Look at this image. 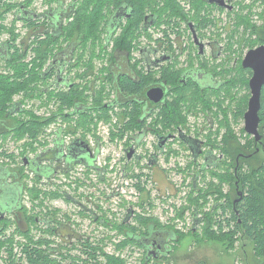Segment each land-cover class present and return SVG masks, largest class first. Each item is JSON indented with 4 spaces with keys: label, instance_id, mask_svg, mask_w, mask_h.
Returning <instances> with one entry per match:
<instances>
[{
    "label": "trees",
    "instance_id": "1",
    "mask_svg": "<svg viewBox=\"0 0 264 264\" xmlns=\"http://www.w3.org/2000/svg\"><path fill=\"white\" fill-rule=\"evenodd\" d=\"M80 1L81 0H76L74 3L75 6L73 7V12L71 14L73 18L64 27V32H67L70 36L72 35L71 32L75 31H87L92 34L95 33L96 29L98 28L99 32L100 26L102 25V20L107 18L109 12H115L120 6H129V8L132 10L131 16L126 18V21H121L122 17H118L119 19H116V24L119 23V28H121V31L114 38L115 48L111 52V62L113 66L118 64V67L120 62H117L119 59L123 60L127 64L129 58L131 60V51L136 45L134 40L139 36L138 33L142 30L143 21L148 12H153L154 14V16H151L149 20L155 18L157 21L159 16L158 22L167 23L171 27H178L181 21H187L189 18L177 0H161V2H165L163 5L167 6V10H165V12L170 10V12L162 14L163 17L161 19L160 14L158 15L156 12L157 6L160 3L158 0H82L81 4L85 7H93L95 5L93 8H91V10H83L77 7V4ZM27 2H29V0ZM97 3L98 5H96ZM14 6L17 7L15 4ZM14 6L8 5L7 9H9V12H11L10 10H12ZM20 6H22L21 3ZM5 11H0V18L7 14L4 13ZM15 13L19 15L23 14V11H16ZM32 17L33 16H31V19L29 20L26 19L27 23L33 25V27L38 30L40 27L37 25L38 20H34ZM197 19L199 18L197 17ZM262 19L263 23L258 25L247 15L238 16L237 23L245 24L248 27H245L246 32L250 33L251 35L254 34L257 37L256 39L251 38L247 41L242 39L240 42L241 44L244 41H246L248 44L252 42L251 46L264 43V14L262 15ZM41 25L46 26L48 25V22L46 23L44 21L41 23ZM109 28L111 31L116 30V28L113 26ZM49 34L56 38L55 33L50 32ZM11 35V40L3 42L5 46L4 48L7 49L8 53L5 57L10 71L9 74H0V133L7 134L13 131L9 123L11 122L10 120L14 115L11 114L10 111L14 106V102L12 103V100L15 94L22 93L24 97H28L31 100V98L41 99L45 93H48L49 96L47 95L45 99L42 98L43 100L40 102V105H47L50 101L56 104L58 107V109L54 111L51 116L40 117L33 110H30V119L23 121L17 119L18 122L15 126L17 136L21 137L26 132V134L29 133L32 140L24 144L23 150L21 152V155L23 156V160H21V167H5V169H13L17 171V179L21 180L22 178L29 175L25 173L27 168L24 158L29 157L30 151L34 152L36 155V153H38L41 148H44L49 144L48 141H45L43 137H40V135L43 136L45 133V127L50 122L54 121L58 117H63L64 122H67L69 119L78 120V125L75 127L68 125L64 127V123H62L61 126L58 125L57 130H55V139L56 142H58L60 140L59 137L61 132H64L63 135H76L80 132L81 135L85 137L87 133L96 130L98 119H109L110 115L108 108L109 106H107L108 103L105 102L106 85L104 80L101 81L99 88L96 89V94L93 95V106L87 107V105H85L84 108L77 110L76 112L70 111L72 108L78 107L81 101L84 104H87L90 95H85V90L83 91L79 89V86L77 85L72 86L65 92L61 91L59 93L56 91H47L45 88H41L38 83L40 81L45 82L47 74H45V72H39L37 68L39 67V64L37 63L35 64L34 68L30 67V63L25 61V57H27L28 52L24 50L25 47L23 48L21 45L17 44L18 35L16 34L15 29L11 30ZM96 39H98V33ZM93 53L95 56V50ZM51 55L52 52L45 53L44 49H38V55L35 60L37 61L38 58H41L42 62L40 64V68L44 66L45 62L51 58ZM22 59H24V63L21 62ZM89 65L91 67L94 66L93 64ZM106 70L109 72L111 71V69L106 67L101 68V72L103 74H105ZM134 70L137 73L139 79L133 81L132 79L124 80L121 78L123 80V84H121V86L126 89L129 94L135 93L139 95V98H145L146 90L153 81L154 76L151 72L146 73L142 69H137V65L134 66ZM120 71L121 69L119 68L117 71H115L113 67L111 79L114 80V76L117 73L119 75ZM231 72L232 70H225V74ZM84 75H86V73ZM53 76L54 74L51 72L49 77L52 78ZM163 77L168 79L169 83L175 86L177 89V96L174 98L175 100L173 102L171 101L162 107L160 119L158 120L156 111L154 112L151 107L146 108V106L143 105V102L138 101L136 98H131L127 104L119 105V107H123L125 109L115 112V114H117L120 119L124 121L130 115V121L125 124L126 126L124 125L125 127H120L116 124L115 126H117L119 130L117 132H113L112 137L118 136L123 138L128 131L133 130L134 134L141 132V138H139L141 141L142 138L148 133L157 135L158 133L163 134L169 131L177 132L178 127L184 125L188 126V115L193 111H195L196 114V109L199 108V106H202V103L204 108H208L210 111H213V106H216L217 109L214 111V115L218 116L221 112L224 114V119L219 120L218 128L216 130L209 128V130L204 133H201V131L195 128L194 131L196 130L197 134L194 136L192 135V137L201 140L203 147L219 151V160L216 162V165L207 166L206 169H202V167L208 164V162L204 160L202 163H200L199 158L196 159L194 156L189 165L187 164L188 169L193 168V166L197 168V171H194L193 174L194 179L196 178L197 180L203 176H206V170L210 171L212 174V179L209 181L206 187L200 185L198 180L196 182L195 180L193 181L192 190L187 196L188 204L177 210L178 217L181 218L188 209L191 210L193 215L197 214L201 216V221L198 226H201L202 233H198V227L196 230H194V220L191 227V232L193 233L197 243L200 244L203 242L217 241L218 243H222L227 251H234L237 248L238 242L241 243V248L244 249V247H242V241H246L247 244L249 243L252 247V255L254 257L255 264H264V155H261L262 152L264 153V86L261 95V121L259 126L260 132L263 135L262 141L257 143L252 135L247 134L243 130V133L248 137V141L246 144H241L228 120V113L230 111H236L235 119L239 121L240 119L244 118V114L248 109V101L251 95L249 86L250 78L247 75L246 69L242 67L239 73H236V75H232L230 77L224 76L222 87L223 93L217 96L216 93L218 92H214V95L217 96L218 99V102L215 103L211 102V99L208 102L202 100V96L197 91L194 93L191 92L192 94L188 95V91H190L192 87L191 85H187L185 87L180 85L179 78L181 77V74L174 76L173 73L166 72ZM241 88L248 91L243 96L240 95ZM227 99L230 100V104L226 108L222 105ZM233 105L235 106L232 110L231 107ZM65 109L68 111L66 112ZM25 112H27V109ZM104 114H108V117L103 116ZM159 125H162L161 131L164 132L159 130ZM24 126H27V128L20 131V129H22ZM188 132H190V134L192 132L190 126H188ZM199 136H202L203 139H200ZM28 147L30 149H28ZM167 152V160L170 158L172 153H177V151L172 149L170 146ZM1 154H3L4 157L11 159L15 163L18 162L14 153L7 154L6 152H3ZM150 158L151 156H149L148 162ZM4 164L5 163H1V169H3ZM200 164L202 167H198ZM220 164H223V167H221ZM125 165L126 164H124L123 167ZM38 167H40L41 171L42 168L39 161H37L32 168L37 172ZM128 175L132 178H141L142 174L133 173ZM33 176H35L34 184L30 185L24 180L22 183L23 187H25V190L21 192L20 188L18 190V195H23L25 191L27 197L29 196L30 202L34 205H40V203L48 202L49 198L46 197L49 196L48 191L41 189L40 187L42 176L39 174H33ZM225 185H229L230 189L225 191ZM138 186L139 190L143 189L142 185L139 184ZM231 191L234 192V197H232ZM239 191L242 192V196L239 194ZM138 192L142 196V191L140 190ZM210 195H217L218 199L208 210H206L205 207L209 201ZM66 198L69 199V195ZM151 198L152 195H149V205L154 207V205L151 204ZM202 200L203 202H201ZM138 204L140 207L144 208L143 202ZM25 207H27V205ZM25 207L22 206L20 209L23 210V214L25 215L23 217L27 225L39 224L37 223L38 218H47L50 221L52 220L54 223L53 229L54 233H56L58 227L61 229L65 224L63 221L64 217L63 219L57 217V213L52 219L48 217L52 210L51 212H47L45 215H43L41 211H39L40 213L37 214H34L33 211L29 213L28 209L33 208L31 205L29 208ZM129 208L127 210L130 211ZM166 212H168V210H166ZM95 214L97 215V213ZM134 214L132 215L134 216V219L129 218V220H127L128 215L131 217V212L127 211L125 217L121 220V223L111 222L107 219V217H99V219L97 217L96 220H102L105 224L109 225L110 228L120 231L119 233H125L126 241L123 244L134 243L145 249L144 253L146 255L144 263H148L153 260L154 264H158L160 260L155 261V259H151V255L148 259L149 253L143 245V234L149 235L153 232V230L154 232L166 231L175 237V241L180 240L183 236L179 231H176V229H167L166 225L163 226V223L155 218L148 222L141 213L140 215L134 211ZM67 218L70 217L68 216ZM136 219H138V224L132 223ZM0 224L1 236L2 234L6 233L9 225L7 221L2 218H0ZM56 224L59 226H56ZM16 226V230L21 232L19 225L17 224ZM47 231L51 232L52 230L50 227H48ZM27 236L29 235L27 234ZM109 238L112 239V237ZM5 239H7V237H5ZM30 239L31 242H25V245L22 247L19 253L18 251L15 252L11 247L12 242H9L11 241L10 239L7 240L8 242L2 241L0 243V247L6 245L7 243V255L2 257L5 264H100L99 258L101 254L99 253V250L103 251L105 244L104 239H101L96 245H94L95 243L91 244L88 239L86 241L89 242L84 241L86 243L83 247H81L78 254H72L70 251L64 253L58 252L59 255L63 256L62 263V260L58 259L57 257L51 259V253H47V250L44 249V246H50L54 240H48L44 235L43 237L39 238L37 242L33 240V237ZM44 243H46V245H44ZM110 259L109 264H125V261L122 259H116L114 257ZM165 259H167V256L162 257V260Z\"/></svg>",
    "mask_w": 264,
    "mask_h": 264
},
{
    "label": "rangeland",
    "instance_id": "2",
    "mask_svg": "<svg viewBox=\"0 0 264 264\" xmlns=\"http://www.w3.org/2000/svg\"><path fill=\"white\" fill-rule=\"evenodd\" d=\"M27 1L28 0H0V11L6 10L4 13H7L4 17L0 18L1 41L6 42L11 40V30L15 29V32L18 35L17 44L21 45L23 48L25 47L24 50L28 52L27 57H25V61L30 63V67L33 68L35 67L36 63L39 64V67H37L39 72L44 73L46 71V68L55 57V54L67 53L68 58H72V60L78 64L82 62L80 72H84L86 67L90 66L87 63L93 64L95 66V69L90 71L87 75H90L91 79L92 76L95 75H100L101 77L104 75L101 72V68L106 67L111 62V52L115 48L114 39L111 43L108 41L109 39L107 40V37H111V33L113 32V30L109 31L107 27V19L114 11L109 12L107 18L102 20V25L100 26L99 32L97 28L96 32L92 34L87 31H75L71 32V36L67 32H64L62 35V33L59 31V27L63 22V19L59 24L61 19L57 20L54 18L53 20L55 21L57 28H55L53 32L52 30L49 31L51 33H55L56 38H54L49 33H47L46 27L49 24L47 26H42L41 23L48 19V17L43 13L45 11L48 13L56 12L58 6L60 5L59 1ZM74 1L75 0H64L63 3L66 7H68L70 4H73ZM81 2L82 0L77 4V7L83 10H91V8L95 6L85 7L81 4ZM20 3L22 5H25L26 3L27 9L23 8L24 6H20ZM244 3L245 8H240L241 12L253 8V11L251 12L252 15L250 17L251 20L255 22L256 20H259L257 16H260L259 13L261 11L264 12V3L262 4L252 0H246ZM14 4L17 5V7H15ZM8 5L14 6V8L10 10L11 12H9V9H7ZM96 5H98V3ZM21 10H25L23 11V14L18 15L15 13L16 11ZM167 12L170 11H166L165 13ZM29 13L37 14V16L34 15L32 19L38 20L37 25L40 26L38 30L34 28L33 25L27 23V20L30 19ZM215 13L217 15L222 14V16H219L220 22H218L220 26L227 28L230 26L237 27V33L234 38L231 37L232 35L230 33L223 32V38L221 39V42L237 43L241 42L242 39L247 41L248 39L255 38L254 34L250 35L251 38L246 37L248 33L246 32L245 27H248L243 23H237L238 17L236 15H226V13H220L218 10ZM237 13H239V10H237L235 14ZM162 17L163 15L160 13V19ZM163 25V23L158 22L156 25L154 23L147 30H144V32H141L142 30L139 31V36L137 37L138 39L136 38V45L139 47L147 45L148 41H150L152 38H150V36H153L155 39L157 36L160 38L163 37L162 39L164 41L169 42V38L162 32L163 29L167 28V26ZM120 31L121 28H119L117 35L120 33ZM169 32H171L172 35L171 29ZM97 33L98 39H96ZM170 39L173 40V38ZM246 41L241 44V51L236 50L237 52H244V50L251 46L252 42L249 41L250 44H248ZM136 45L131 51V53H133V56L130 55L132 60L133 58H139V50L135 49ZM38 49H44L45 53L52 52L51 58L46 61L44 66L41 68V58H38L37 61L35 60L38 55ZM94 50L95 56L93 53ZM225 53L227 54V52ZM7 54L8 53L0 55V74H9L10 68L5 57ZM86 60L88 61L87 63L85 62ZM119 60L117 63H119ZM21 62L24 63V59H22ZM126 66L127 65H125V67ZM114 70H118L116 64ZM232 75H234V72L228 73L225 76L230 77ZM70 76H72L71 73ZM49 82H51V79ZM99 84L100 82H97V85ZM38 85L41 88L47 87L46 81H40ZM64 90L67 91L68 86H66ZM53 91L57 92V90ZM246 91L247 90L241 88L242 95L245 94ZM47 95L48 93H45L42 98L45 99ZM42 98H31L30 100L28 97H24L22 93L14 95L12 103L19 102L22 105L21 108L20 106L18 109L16 108L13 118L10 120L11 122L9 124L13 131L7 134L0 133V165L1 163H5L4 167L6 168L21 167V160H23L21 152L23 150L24 144L32 140L29 133L26 134V132L21 137L17 136V132L15 131V126L18 122L17 119L20 121L30 119V110H33L36 114H38V116L41 117L51 116L53 112L58 109L57 105L50 101L47 105H40V102L43 100ZM88 101H91V99L89 98ZM224 106L227 108L229 103L225 102ZM234 106L235 105L231 107L232 110L234 109ZM200 108L202 107L199 106V111L201 113ZM20 109L23 111H19ZM26 109L27 112H25ZM213 109V111H215L217 107L215 106ZM67 111L68 110H66V112ZM235 112L228 113V120L240 143L246 144L248 137L243 133V130L246 132L245 118H242L238 121L235 119ZM200 113L197 116L195 111H193L188 115V119L190 121L189 126L192 129L191 135L193 136L197 134L196 130L194 131L195 128L201 131V133L207 132L209 130V125L207 124L206 120H204L205 117ZM208 114L210 117L212 116L209 112ZM115 115L117 114L113 113V117H110L109 119H98L96 130L86 134L91 144L92 141L94 144H97L99 141L102 143L104 139L106 140L102 144L104 147L103 155L98 164L100 166L106 167L103 179H101L100 176H96V173L98 174V172L95 169L91 170L88 167H82V165H80L81 170L79 169L80 171L78 173H73L70 171L56 176L54 179L57 183L56 188H52V186L49 185L45 188L40 186L41 189L48 191L49 196H46L49 198L48 202L40 203V205H34L30 202L29 196L27 197L26 192L23 193L24 196L22 201L20 203L16 202L17 206H21L22 203L23 207L27 205L29 208L31 205L33 208L28 209L29 213L33 211L34 214H37L40 213L39 211H41V213L45 215L47 212H51L52 210L48 217L52 219L57 213V217H60L61 219L64 217V226H62L61 229L58 227L57 232L54 233V225L50 227L52 231L49 232L47 231L48 227H45L41 223L36 225H26L24 223L23 226L19 225L21 232H18L16 230L17 224L15 220L8 216L7 218H2L7 221L9 226L7 230L5 228L6 233L0 236V243L2 241L8 242L7 240L10 239L11 241L9 242H12L11 247L15 252L18 251L19 253V251L25 245V242H31L30 238L33 237V240L37 242L39 238L43 237L44 235L46 239L54 240V242L52 241L53 247L63 248L65 249L64 252L70 251L72 254H78L81 247H83L86 242L90 241L91 244L95 243L94 245H96L101 239H104V252L99 250V253L101 254L99 258L100 264H109V259L113 257L116 259H122L125 261V264H154L153 260L151 262L144 263L146 255L144 253L145 249L134 243L123 244L126 241L125 233H119L120 231L110 228V226L105 224L102 220H95L94 216L89 211H83L82 206L77 203H72L69 199H67L64 195V192H67L71 197H74L76 200L80 201L82 205H86L88 209L94 210L98 215V219L99 217H107V219L111 222L121 223V220L125 217L128 211L127 209L132 207L134 208L135 212L139 214L141 213L148 222L155 218L163 223V226L166 225L167 229L173 228L176 229V231H179L183 237H181L180 240L175 241V237L173 235L169 236L167 239L166 249L163 251V254H165L167 249L170 250V252L164 256H167V259L159 261L158 264H255V260L252 255V247L249 243L247 244L246 241H242V247H244V249L241 248V243L238 242L237 248L234 251H227L225 246L222 243H218L217 241L203 242L199 244L195 241V237L191 232V225L193 224L194 217L192 212L189 211L187 214L183 215L181 219L178 217V215L176 216V211L180 206L185 204L187 196L192 190V183L195 180L193 174L194 171H197V168L194 166L191 169L187 168L190 161L193 160V156H191L189 150H187L189 149V146L177 138L174 140V142H170L168 144L170 147H172V149L177 151V153H172L168 160L167 155L164 157L163 154L158 152L159 161L156 163L153 162L151 165L148 164L149 156L143 159V156L138 158L134 155L133 158L137 159L132 161L128 159L127 163L124 152L125 148H127V145H125L126 142L118 136L112 137L110 140L108 132H105V127H107L108 124L110 127L109 133L111 132L112 118H115ZM223 115L224 114L221 112L220 116L222 118L224 117ZM103 116L108 117V114H104ZM62 123H64L65 126L68 125L75 127L78 125V120L69 119L67 122H64L63 117H58L45 127V133L43 136L40 135V137H43V139L45 141L47 140L49 145H51L53 143V139L56 137L55 130H57L58 124L60 125ZM25 128H27V126H24L22 129H20V131L24 130ZM76 135H80V132ZM71 137L73 136H68V140ZM156 138V135L148 133L141 140H144L143 144L140 142V140H138L139 145L135 144V146L138 147V152L140 153L145 150L149 151L150 153L156 152ZM199 138L203 139L202 136H199ZM28 149L30 148L28 147ZM215 151L218 153L217 150ZM3 152H6L7 154L14 153L18 162L15 163L11 159L4 157L3 154H1ZM29 154L30 157H35V153L32 151H30ZM206 154V152L201 154L199 157L200 163L205 160ZM261 155L263 156L264 153L262 152ZM124 164L126 165L123 167ZM220 166L223 167V164H220ZM198 167H202V165L200 164ZM25 173L29 175L22 178L21 180H25V182L28 184L33 185L35 181L33 174L29 173V170H25ZM133 173L142 174L141 178H128V174ZM205 174H207V177L203 176L202 178L197 179L199 184L204 187H206L209 181L212 179V174L209 170H206ZM139 184L143 187V189H140L142 191V196L140 193H138V191H140L138 186ZM224 188L225 191L230 189L229 185H225ZM116 190L119 191V195H117ZM231 194L232 197L235 196L233 191H231ZM149 195H152L151 204L154 205V207L149 205ZM217 199V195H210L205 209L208 210ZM140 202H143L144 208L139 206L138 203ZM201 202H203V200ZM166 210H168V212H166ZM173 213H175V216H172ZM23 216L25 215L23 214ZM68 216L70 218H67ZM182 220L186 223H184ZM132 223L138 224V219L134 220ZM56 226L59 225L56 224ZM198 231V233H202L201 226H198ZM27 234L29 236H27ZM5 237H7V239H5ZM109 237H112V239ZM88 239L89 241H86ZM44 245H46V243H44ZM0 250V264H5L2 257L7 255V243L6 245L0 247ZM199 261L202 262L199 263Z\"/></svg>",
    "mask_w": 264,
    "mask_h": 264
},
{
    "label": "flooded vegetation",
    "instance_id": "3",
    "mask_svg": "<svg viewBox=\"0 0 264 264\" xmlns=\"http://www.w3.org/2000/svg\"><path fill=\"white\" fill-rule=\"evenodd\" d=\"M58 1L60 5L58 6V8L56 7L57 8L56 12L48 13L45 11L43 14L47 16L48 19L50 20V21L48 19L45 20L49 24L48 26L46 25L47 33H50L49 32L50 30H52L53 32V30L57 28L55 21L53 20L54 18H56L57 20L61 19L59 24L63 19V22L59 27L60 29L59 31L63 35L65 30L64 27L72 20L71 18H73L71 14L73 12V7L75 6L74 3L76 2V0L73 2V4H70L68 7H66L65 4L63 3L64 0H58ZM158 1L160 3L157 6L156 12L158 15L160 13L164 14L165 10H167V6L163 5L165 2L163 3L161 2V0ZM177 1L179 2L184 12L189 16L187 21H181L178 27L176 26L171 27L167 23H163L165 26H167V28L163 29L162 32L169 38V42L164 41L162 39L163 37L160 38L157 36L156 38L157 40H156L153 36H151L152 38L150 37L151 40L148 41L147 45L140 47L136 45L135 49L139 50V58L136 59L133 58V60L132 59L130 60L129 58L128 64L125 63L123 60H119L120 62L119 67L118 64H116V67L121 69V71L119 75L117 73L114 76V80L111 79L113 73V67H115V65L114 66L112 65V62H110L106 66V68L111 69L110 72L106 70L105 74L102 77L100 75H95L92 76L91 79L90 75L89 76L87 75L89 74L90 71L95 69V66L93 67L87 66L84 72H80L82 67L81 64L82 62L78 64L77 62L72 60V58H68L67 53L65 54L59 53L55 55L52 62L46 68L45 74H47V77L45 81L47 87L45 89L47 91L57 90V92L59 93L61 91L65 92L66 90H64V88H66V86H68V90H69V88H71L72 86L77 85L79 86V89L83 91L85 90V95H90L91 101H88L87 104H84L81 101L78 107L72 108L70 110L76 112L77 110L84 108L85 105H87V107L93 106V95L96 94V89L99 88L97 82H100L101 84V81L104 80L106 85V89H105L106 103H108L107 106H109L108 108H109L110 117H113V113L115 114L116 111H122L123 109H125L123 107H119L120 104L125 105L129 102L131 98H136L138 99V101L143 102V105L146 106V108L151 107V109L154 110V112L156 111L159 120L162 107L171 101L173 102L175 100L174 98L177 96V89L175 88V86L170 84L168 79H165L163 77L166 72L173 73L174 76L176 75L178 76L179 74H181V77L179 78L180 85L183 87L187 85H191L192 87L191 90L188 91V95L192 94L191 92L194 93L195 91H197L202 96V100L208 102L211 99V102L213 103L218 102L217 96L223 93L222 87H223L224 76L226 75L225 74L226 69L232 70V72H234V75H236V73H239L240 69L243 67L244 69L247 70V75L251 79V77L254 74V70L252 68H246L243 66L244 58L250 49L256 48L264 43L257 44L255 46H250L246 50H244V52H240L241 51L240 42L237 43L221 42V39L223 38V32L230 33L232 35L231 37L234 38L237 33L236 31L237 27L230 26L227 28L224 26H220L218 23L220 22L219 16H222V14L217 15L215 13L218 10V12L223 14L226 13V15L232 14L234 16L236 15L237 17L239 15H243V16L247 15L251 17L252 15L251 12L253 11V8H250L249 10H246L244 12H241L240 10V8H245L244 2H246V0H177ZM252 1H257L258 3H262V4L264 3L263 0H252ZM22 6H24L25 9H27L25 5ZM237 10H239V13L235 14ZM131 14H132V10L129 8V6H120L113 14L109 16V19L107 20V27L109 31H111L109 27L113 26L114 28H116V30H114L111 33V37L109 36L107 37V40L109 39L108 41H110V43L112 42V40L119 31V23L116 24V19H119L118 17H122V20L121 19L120 20L126 21V18H129ZM263 14L264 12L261 11L259 13L260 16H257L259 20H256V22L254 21L258 25H261L263 23V19H262ZM34 15L37 16V14L35 13H29V18L31 19V16ZM151 16H154L153 12L148 13L146 15L143 21L142 32H144V30H147L154 23L156 25V23L158 22L159 16L157 22L155 18L149 20ZM197 17L199 19H197ZM170 29L172 31V35L171 32H169ZM250 35L251 34L248 33L246 37H250ZM170 38H173V40H171ZM256 38L257 37L255 36L254 39ZM4 47L5 46L3 44V41L0 40V55L7 53V49ZM236 50H240V51L237 52ZM225 52H227V54ZM131 55L133 56V53H131ZM88 61L86 60L85 62L87 63ZM122 63H124L127 66L125 67V65ZM135 65H137V69H142L146 73L151 72L154 76L153 81L146 90L145 98L143 97L139 98V95L135 93L129 94V92L121 86V84H123V80L121 78H123L124 80L132 79L133 81L139 79L137 73L134 70ZM51 72H53L54 74L52 78L49 77ZM70 73L72 76H70ZM85 73L86 75H84ZM50 79L51 82H49ZM152 88H162L164 90V97L159 102H155L147 96V92L149 91V89ZM215 91L218 92L216 93L217 96L214 95ZM246 93L247 91L245 92V94ZM240 95L243 96L241 94V90H240ZM250 95H251V88H250ZM225 102L230 104L229 99H227ZM16 103L19 102H15L13 105H15ZM224 103L222 106H224ZM18 105H20L21 108L22 104L19 103ZM18 105L17 107H19ZM201 107H202L200 108L201 113L199 111V108H197L196 115L198 116L199 113L202 114L205 117L204 120H206L207 124L209 125V128L216 130L219 126V120L223 118L220 115L215 116L214 111H210L208 110V108H204L203 103ZM208 112L212 115L211 117L209 116ZM120 120L121 119L118 115H115V118H112L110 133H109L110 130L109 124L107 127H105V132L106 133L108 132L110 140L112 139L113 132H117L119 130L117 126L123 127L125 124H127L130 121V115L127 117V119H125V121L124 120L120 121ZM115 124H117V126H115ZM187 124L189 126L190 124L189 120ZM59 126H61V124ZM184 126L178 127L177 132L169 131L167 133H163L164 135H168V134L173 135L169 140L165 142L163 149L160 148L159 146L160 136H162L163 134L158 133L156 135L157 151L152 153L146 150L139 153L138 147H136L135 144L139 145L138 140L139 138H141L140 137L141 132L134 134L133 130L128 131L122 138L126 142L125 145H127V148H125L124 150L126 162L128 161V156H127L128 150L130 152L132 149H134L135 153L133 154V156L135 155L138 158H141L143 156V159L146 158L147 156H151L149 160V164L150 165L153 164L152 163L153 161L156 163L159 161L158 152L163 154L165 157L168 154L167 152L169 149L168 144L170 142H174V140H176L177 138H179L180 141L185 142L189 146V149L187 150H189L191 156H194V153L189 143H191L192 139H197V138L192 137L190 132H188L187 125ZM161 129H162V125H159V130L161 131ZM63 133L64 132H61L59 137L60 140L58 142H56V139L54 138L53 143L51 145L48 144L44 148L40 149L38 153H36L35 157H30L29 155L28 158H24L25 165L27 170H29V173L35 175L39 174L42 176L40 186L48 187L49 185L52 186V188H56L57 183L54 180L56 176L64 172L66 173L70 171H72L73 173H78L81 170L80 165H82V167H88L91 170L95 169L98 172V174L96 173V176H100L101 179H103L106 167L100 166L98 164L103 155L104 147L102 146V144L106 140L104 139L102 143H100L99 141L97 145L94 144L93 141L91 144L87 136L83 137L81 133L80 135H72L73 137L69 138V140H68V136L70 135L69 134L63 135ZM143 141L140 142L143 144ZM202 149L203 152L208 153L206 154V156L208 155V157H213L212 155H214L218 157L219 151L217 153L214 149H207L203 147V144H202ZM200 156L201 155H199V157ZM136 159L137 158L132 157L129 160L132 161ZM37 161H39L41 168L44 170L41 169L40 171V167H38L37 172L34 171L32 167L36 164ZM0 167L2 166L0 165ZM89 174L92 175L91 173ZM22 182H23L22 180L17 179V171L13 169H5V167H3V169L0 168V218H7L8 216H10L15 220L16 224L21 226H23V224L25 223L23 217V210L20 209L23 205L21 203V206H17L16 202L20 203L23 199V195L19 196L18 195L19 192L17 191L20 188H21V192L25 190V187H23ZM64 194L66 197H68L69 195V193L67 192H64ZM70 197L71 196L69 195V199H71L70 201L72 203L79 204L80 206H82V209L89 211L93 216H95L94 217L95 220L97 219V215L95 214L96 212L94 210L88 209L86 205H82L80 201L76 200L74 197L71 198ZM187 204H188V198L185 201L184 205ZM184 205L180 206L179 209L181 207L183 208ZM129 209L130 210L133 209L134 211V208L132 207ZM189 211L191 210L190 209L186 210L184 215L187 214ZM177 215L178 213L176 214V216ZM194 218L195 215L193 217V220ZM131 219H134V216H132ZM37 223H41L45 227H52L54 224L52 220L50 221L47 218H43V219L38 218ZM170 235L172 234L166 231L154 232V230L149 235L143 234V238H142L143 245L147 249L149 255H151L152 257L151 259H155V261L162 260V257H164L163 251L166 249L167 239L169 238ZM52 245L53 243L50 246H44V249L47 250V253H51V257H50L51 259L57 257L58 259L62 260L63 263V256L59 255L58 252L64 253V249L53 247ZM200 262L202 261H199V263ZM202 264H208V263H202Z\"/></svg>",
    "mask_w": 264,
    "mask_h": 264
},
{
    "label": "water",
    "instance_id": "4",
    "mask_svg": "<svg viewBox=\"0 0 264 264\" xmlns=\"http://www.w3.org/2000/svg\"><path fill=\"white\" fill-rule=\"evenodd\" d=\"M4 55V54H1ZM243 66L246 68H252L254 70V74L250 79L249 85L251 88V96L248 103V109L245 112V130L248 134L252 135L256 142L259 143L262 141L263 135L260 132L259 126L261 121L260 116V109H261V95H262V89L264 86V44L259 45L256 48H252L248 51L247 55L244 58ZM147 96L155 101L159 102L164 97V90L162 88H152L149 89L147 92ZM19 103H16L12 109L11 114H14L16 111V108L18 109L17 105ZM20 106V105H18ZM21 111V109L19 110ZM173 135H162L160 136L159 146L160 148H164V144L167 140H169ZM202 141L199 139H192L191 143H189L193 153L194 157L197 159L199 155L203 152L202 149ZM259 150V149H257ZM135 153V150L132 149L130 152L128 150V159H131L133 157V154ZM208 154V153H207ZM213 157H208V155L205 157V161L208 162V164L204 165L202 169H206L207 166H213L216 165V162H218L219 157L212 155ZM210 161V162H209ZM197 177V176H195ZM195 178V182H196ZM239 194L242 196V192L239 191ZM129 212H131V217L134 213L133 209H131ZM130 215H128L127 220L131 218ZM200 215H195L194 218V230L197 229L200 221H201ZM170 250H166L165 255L169 254ZM150 258V255H148V259Z\"/></svg>",
    "mask_w": 264,
    "mask_h": 264
},
{
    "label": "built area",
    "instance_id": "5",
    "mask_svg": "<svg viewBox=\"0 0 264 264\" xmlns=\"http://www.w3.org/2000/svg\"><path fill=\"white\" fill-rule=\"evenodd\" d=\"M115 121H116V120H115ZM218 155H219V154H218ZM128 178H129V177H128ZM116 193H117V195H119V191H118V190H116ZM138 193H139V192H138ZM185 194H186V193H185ZM169 212H170V211H169ZM172 216H175V213H173ZM179 218H180V217H179ZM180 219H181V218H180ZM182 221H183V220H182ZM183 222L186 223L185 221H183ZM192 225H193V224H192ZM192 225H191V226H192Z\"/></svg>",
    "mask_w": 264,
    "mask_h": 264
}]
</instances>
